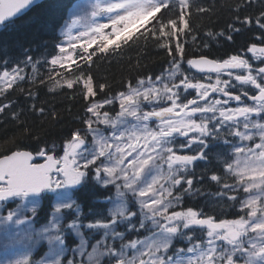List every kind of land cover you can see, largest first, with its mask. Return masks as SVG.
Returning <instances> with one entry per match:
<instances>
[{
  "label": "snow or ice",
  "instance_id": "obj_1",
  "mask_svg": "<svg viewBox=\"0 0 264 264\" xmlns=\"http://www.w3.org/2000/svg\"><path fill=\"white\" fill-rule=\"evenodd\" d=\"M32 2L0 0V23ZM180 7L177 15L173 0L91 3L92 23L81 36H98L100 52L108 50L114 37L127 43L145 33L155 36L171 57L167 75L140 79L126 91L93 100V78L77 66L80 76L72 73L73 79L66 83L71 89L84 78L82 95L88 103L87 119L82 123L86 128L70 133L59 146L30 151L21 150L13 141L0 150V230L10 244L25 242L24 250L12 256L7 255L10 244H6L0 264H264V47L252 44L245 53L222 60L201 54L198 59H187L188 69H184L188 53L180 37L190 29L184 11L190 10V5L180 0ZM97 17H106L108 23H98ZM81 19L77 16L69 28ZM243 23H249V18ZM256 23L264 29V11ZM138 28H144V33L134 37ZM227 38L232 39L231 35ZM174 39L177 43L172 47ZM259 39L264 44V31ZM94 54L88 53L86 60L91 61ZM254 62L258 66L254 67ZM51 63L58 60L53 58ZM191 69L199 78L190 74ZM8 76L5 71L0 79ZM105 87L101 84L100 90ZM193 92L195 96L189 98ZM168 102L170 106H166ZM7 107L0 106V112ZM13 117L18 119L15 113ZM222 132L224 147L217 160L223 168L210 179L222 184L218 199L234 193L225 201L231 202L233 210L239 205L234 219L185 208L178 194L191 190L189 166L208 156L210 143L219 141ZM193 145L197 154H183ZM226 178L237 182H223ZM93 182L115 188L116 196L109 198L112 207L108 215L96 213L95 219L84 224L81 205L73 199L72 191ZM42 199L54 200V210L51 220L35 229L33 217ZM9 202L15 207L8 208ZM66 215L72 219L63 227ZM84 228L101 237L91 245V251H87ZM195 229L200 230L199 237L194 235ZM141 230L148 233L143 239L139 238ZM67 232L79 238L75 248L68 247ZM133 235L137 238L130 239ZM44 241L48 252L34 260L37 245ZM177 241L187 246L176 247Z\"/></svg>",
  "mask_w": 264,
  "mask_h": 264
},
{
  "label": "trees",
  "instance_id": "obj_2",
  "mask_svg": "<svg viewBox=\"0 0 264 264\" xmlns=\"http://www.w3.org/2000/svg\"><path fill=\"white\" fill-rule=\"evenodd\" d=\"M78 1L43 0L20 17L0 26V74L17 69L19 71L18 80L0 92V106L8 105L5 111L0 112V150L13 141L21 150L30 151L46 146L51 148L53 144L59 146L70 137V133L86 128L82 123L83 119H87L85 105L88 103L82 95L84 78H81L79 85H74L71 89L66 83L68 79H73L72 73L80 76L77 66L83 67L93 78L96 92V96L90 98L93 100H103L106 96L111 97L126 91L130 83L134 85L140 79L147 80L149 77L155 79L156 76L166 73L171 57L167 49L159 46L155 36H148L147 33L140 36V33H144V28H138V31L133 33L134 37L140 36L139 39H132L127 43L114 37L115 42L109 45L106 52L98 50L102 46L99 38L71 47V62L53 65L51 60L57 55L61 40L60 29L67 19L69 9ZM173 2L178 15L181 11L180 2ZM186 2L190 5V10H184L186 19L190 21V29L187 30L186 36L180 37V42L186 46L188 53L184 60V69H188L187 59L200 57L201 54L222 60L231 55L245 53L252 44L264 47L259 39L264 29L256 23V18L264 11V0H186ZM155 15L159 16L160 13ZM246 17L249 18V23H243ZM172 18L176 19L177 16ZM230 25L234 28L230 29ZM108 31L109 29L106 30ZM228 35H231V40L227 38ZM176 43L174 39L171 46L175 47ZM85 48L87 52L84 51ZM88 53H95L91 61L86 60ZM82 57L85 58L83 63ZM190 74L196 76L191 71ZM101 84L106 85L103 91L100 90ZM111 107L105 105V108ZM13 113L18 119L13 117ZM223 147V140L210 143L208 156L203 160H197L195 165V168L206 171L201 176L208 179L202 183L197 181L190 191L181 190L178 194L183 197L185 208L192 207L206 215L221 219H234L237 218L235 211L239 210V205L233 210L230 208L231 202L225 203V199H218L222 184L210 179L214 172L219 174L223 168L217 160V153L221 152ZM193 152L197 154L198 149ZM229 181L224 179L223 182L234 184ZM114 192L113 187H104L94 182L82 187L77 186V189L72 191V197L81 205L82 222L84 224L91 222L96 218V213L108 215L111 202L109 198L113 199ZM12 207H15V204L10 202L8 208ZM52 210L51 201L42 199L37 214L33 217V227L40 229L42 225L48 223ZM71 219V216L66 215L63 227H66ZM136 223L138 226L139 221ZM83 232L85 239L89 241L87 249L90 250L91 245L101 237L87 228H84ZM147 235L148 233L141 230L139 238L143 239ZM195 236L199 237L200 234ZM65 238L70 249L75 248L80 242L75 233L67 232ZM135 238H137L135 235L130 237ZM117 244L119 245V241ZM186 246L181 241L176 242V247ZM45 247H47L45 241L37 246L34 260H39ZM67 255L72 256V253L69 251Z\"/></svg>",
  "mask_w": 264,
  "mask_h": 264
},
{
  "label": "rangeland",
  "instance_id": "obj_3",
  "mask_svg": "<svg viewBox=\"0 0 264 264\" xmlns=\"http://www.w3.org/2000/svg\"><path fill=\"white\" fill-rule=\"evenodd\" d=\"M93 2H94V0H81L79 2H76V4L74 3L73 7L70 8L71 10L69 11L67 19L60 29L61 40H60V43L58 45V53L54 57L58 60V63H57L58 65L68 64L69 62H71L72 59H68L69 56L72 57V52L70 49L71 47H75L79 44L93 42L97 38H99L97 36V37H92L91 39H89L88 36H81L80 35L81 32H87L88 26L92 23V18L90 16V11H91L90 5ZM77 16L81 17L82 19L75 26H72L71 28H69L71 21L73 19H76ZM96 20L98 23H108L106 17H97ZM110 31H111V29L109 28L108 32H110ZM68 33H70V35ZM70 41H71V43H70ZM61 47L64 48V52L60 51ZM8 73H9V76L7 78L0 79V92L3 91L4 89H6L8 87L9 83H13L14 81L18 80V75H19L18 70L13 71V72H8ZM1 74H0V77H3L4 73H3V75H1ZM164 74L167 75V73H164ZM169 103L170 102H168L166 104V106H169ZM145 110H148V109H145ZM116 111H119V107L116 108ZM111 114L113 116L115 115V113H111ZM129 119H131V118H129ZM101 127H103V126H101ZM90 141H91V138L89 137V142ZM257 142H258V137H257ZM189 155H193V154L190 152ZM236 182L237 181L234 180V184ZM231 183H233V180L231 181ZM157 195H159V194H157ZM164 195H166V193ZM115 196H116V189L114 192L113 199L115 198ZM226 200H227V198H226ZM41 201H40V204H41ZM50 201H51L52 209L54 210L55 201L54 200H50ZM39 207H40V205H39ZM111 207H112V203L110 202L109 208H111ZM0 243H1L0 246H2V247H0V259H3L5 257V245L10 244V240H9V237H6L4 235L2 230H0ZM79 243L80 242H78V244ZM24 244H25V242H21V244H10V246L7 250V255L12 256L16 252L23 251L24 250ZM91 250L92 249H90V250L87 249V251H91ZM47 252H48V244H47V247H45L44 251L41 252L39 259H41V257H43L45 255V253H47ZM69 258H71V256H69ZM76 259H77V261H79L80 256L77 255Z\"/></svg>",
  "mask_w": 264,
  "mask_h": 264
},
{
  "label": "flooded vegetation",
  "instance_id": "obj_4",
  "mask_svg": "<svg viewBox=\"0 0 264 264\" xmlns=\"http://www.w3.org/2000/svg\"><path fill=\"white\" fill-rule=\"evenodd\" d=\"M256 66H258L255 62H254V67H256ZM224 79H227V77L225 76V77H223ZM205 81V80H204ZM206 82V81H205ZM213 82H215V75H213ZM195 96V92H194V94H193V97ZM192 97V98H193ZM235 102H233V104H234ZM224 136H225V134L222 132L221 133V135H220V139H219V141L220 140H224ZM187 152H190L189 150H187V149H185V150H183V154H186ZM206 172V171H205ZM204 172V170H201V169H199V170H194V169H189L188 170V174H190L191 175V177L193 178V185H192V187L195 185V183L197 182V181H200L201 183L202 182H204V181H206V179H208V178H206V179H203V177H198V176H195V175H198V174H203V173H205ZM207 174V173H206ZM205 175V174H204ZM208 176V175H207ZM209 177V176H208ZM185 187H187V185H185Z\"/></svg>",
  "mask_w": 264,
  "mask_h": 264
},
{
  "label": "water",
  "instance_id": "obj_5",
  "mask_svg": "<svg viewBox=\"0 0 264 264\" xmlns=\"http://www.w3.org/2000/svg\"><path fill=\"white\" fill-rule=\"evenodd\" d=\"M42 1H43V0H33L32 4H30L27 8L22 9V10H21L19 13H17L15 16L10 17L8 20H6V21L0 23V25L5 24V23H7V22H9V21H11V20H14V19L20 17V16L23 15L25 12H27L30 8H32L33 6L39 4V3L42 2ZM193 59H198V58H193ZM208 59H209V58H208ZM193 70L196 72L195 69H193Z\"/></svg>",
  "mask_w": 264,
  "mask_h": 264
},
{
  "label": "bare ground",
  "instance_id": "obj_6",
  "mask_svg": "<svg viewBox=\"0 0 264 264\" xmlns=\"http://www.w3.org/2000/svg\"><path fill=\"white\" fill-rule=\"evenodd\" d=\"M73 6V5H72ZM70 11V10H69Z\"/></svg>",
  "mask_w": 264,
  "mask_h": 264
}]
</instances>
